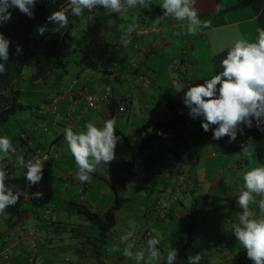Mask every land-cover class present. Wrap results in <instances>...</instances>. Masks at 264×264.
Listing matches in <instances>:
<instances>
[{
  "label": "crops",
  "instance_id": "1",
  "mask_svg": "<svg viewBox=\"0 0 264 264\" xmlns=\"http://www.w3.org/2000/svg\"><path fill=\"white\" fill-rule=\"evenodd\" d=\"M239 8L248 12V19L230 22L217 19V15L222 13L214 16L208 15L201 18L209 21L208 27L202 30L209 29L214 34V31L229 27L247 28L248 25H256V27L260 25L258 15L249 0H242L232 6V10ZM133 10H129L125 18L110 13L113 19L111 24H100L90 31L97 40L104 43L103 48L100 46L95 51L102 53L101 58L107 62L106 65L87 62L89 66L79 72L72 71V81L77 80V87L72 94H65L60 106L58 121L54 122L47 132L37 125L30 127L31 133L36 135V146L42 143L45 151L51 150L56 154L58 166L48 168L43 173L40 184L44 195L40 203L25 202L21 196L15 206L7 207L5 214H0V218H4L11 212L20 216L16 226H13L14 221L11 219L7 221V229L3 228L4 219H0V235L8 241L7 250L4 252H8L11 257L10 261H5L4 252L1 253L0 264H33L30 262L31 259L35 260L34 264H137L134 258L129 259L123 255V248L126 245L120 242V237L132 230L131 221L133 219L142 220L144 231L142 235L134 236L136 246L133 251L143 250L145 261L147 260L146 242L151 233V228H148L150 222V226L161 222L164 226L169 222L178 224L185 222L186 224H183L180 229V236L167 238L159 229L162 235L161 244L158 246L160 259L153 264H165L164 257L169 247L177 249L178 254L184 251L182 258L176 264H187L189 255L197 253L203 256L200 264H253V261L247 258L246 250L242 248L232 233L233 224L238 223L239 220H230L228 216L231 210L239 214L242 212L237 204V197L244 189V182L242 186L240 184L238 188H234L228 187L226 180L222 182L221 178L214 177L209 182L208 190L195 192L201 190L200 170H195L193 184H186L185 178L181 175L188 170L187 165L195 167L193 160L198 154V162L203 158L207 162L215 158L212 153H208L205 157L204 153L194 144L184 160L185 158L177 153L175 147L176 142L187 143L181 134V130L187 129L180 128L179 123L186 125L188 115L181 118L178 114L180 111L178 105L181 103L174 100L173 77L179 74L172 67V62L178 60L180 56V61L188 64L189 71L192 68L201 70V62L197 57L188 58L191 51L196 50L193 35L187 34L186 30L184 32L179 30L180 27L186 28L187 22L179 24L171 17L175 23L167 21L164 25L163 21L160 25L154 26L153 22L151 23L144 17V8H141V13L137 16L139 27L155 28L157 32L138 38L134 35L135 31L127 48L124 49L120 46L119 26L121 24L127 26L133 16L131 14ZM162 14L163 10L156 7L152 20ZM214 36L217 37L215 38L216 47L222 48V40L218 35L214 34ZM199 37L204 41V34H199ZM199 76H202L201 71ZM71 82H64L60 91L66 92ZM187 82L188 85H195L204 83V80L199 79L196 82L194 79H187ZM106 85L112 87L110 102H113L116 107L114 110V118L117 121L116 135L123 138V142H118L115 148L116 158L112 162L98 168L92 175L90 183H81L76 178L77 167L68 150L64 132L68 127H71L74 132L85 131L84 125L88 121L102 127L99 124L102 118L104 121L111 119V103L100 104L98 110H91L84 100L79 101L81 92L85 90L101 96L104 94L103 88ZM187 90L188 86H185L183 93L185 94ZM41 91L46 90L41 88ZM47 92L50 100L59 91L49 90ZM46 108L42 107V110H47ZM38 113L40 114V111ZM158 124L166 126L168 130V137L158 142L160 145L157 146L161 151L159 153L148 151L138 155L136 152L140 150L146 134L152 132ZM61 126H64L63 130ZM171 132L175 134L176 142L170 141ZM195 132L193 131L192 134L203 135L207 146L211 144L208 141L210 135L207 132L203 129ZM169 141V145L163 147V142ZM223 149V157L232 160L229 162V167L242 170L246 158L241 148L225 149L224 147ZM8 155L10 157L4 158L1 168H6L7 175H14V180L10 185L13 187V183L17 182L20 177L22 178L19 172L22 170L24 174L26 169L18 165L17 158L22 154L9 152ZM236 155H239L241 159V162L236 164L237 166L233 164ZM175 158L181 159L182 163L174 164L173 159ZM139 163L141 166L138 165ZM158 165L165 168L168 174L166 176L170 179L168 184L158 183L162 178V170H159V175L156 173L150 175L148 168ZM141 183L144 184L141 185ZM149 187L157 189L158 192L148 199L150 204L141 203L145 205L144 208L134 213L136 208L133 209V206L136 204L133 198H125L124 194L131 189L137 191L138 197L143 198L142 193L146 191L148 194ZM27 188H29L28 185L23 191ZM254 197L258 199L254 203L256 208L253 209L250 204V210L258 216L261 197L256 194ZM117 198L123 200V206L117 211V223L105 236L98 235L97 224H91L71 209L73 202L78 201L103 217L115 207ZM191 200L193 203L190 205ZM131 202L133 203L129 206ZM230 204L234 207L228 211ZM203 207L208 208L209 211ZM211 212L216 214L215 218L219 223L218 226L209 228L206 232L204 228L208 227L207 223L211 221ZM149 213L152 216L151 219L148 218ZM46 215H50L53 219L52 231L43 219ZM135 230H137L136 226ZM196 231L203 237H196ZM67 239L71 241V244L65 245ZM12 250L16 252L10 253ZM145 261H141L140 264H145Z\"/></svg>",
  "mask_w": 264,
  "mask_h": 264
},
{
  "label": "clouds",
  "instance_id": "2",
  "mask_svg": "<svg viewBox=\"0 0 264 264\" xmlns=\"http://www.w3.org/2000/svg\"><path fill=\"white\" fill-rule=\"evenodd\" d=\"M37 3L38 0H0V28L11 20L10 9L13 8L34 19L33 9ZM150 4L151 0H67L65 6L47 17V21L55 24L58 32L60 29H67L71 16L80 18L87 27L85 11L91 14L94 9L102 8L125 18L129 10L149 7ZM160 7L163 14L153 20L154 26L172 17L177 21L187 22V34L197 35L209 25V21L199 17L194 8V0H162ZM119 27L120 43L127 45L139 27L138 17L131 16L126 27L124 24ZM47 31L46 25L38 28L41 36ZM256 31L258 37L255 42L245 39L235 41L221 61L222 71L211 79H205L202 84H190L182 98L183 104L189 110L188 115L193 119L202 117L201 127L205 132L212 129L213 140L227 136L228 142L232 143L236 141L238 132L243 134L244 127H253V121L257 129L264 132V28H257ZM10 44L11 41L0 31V61H3L0 62V75L6 73L5 64L9 60ZM15 54H22L20 45L16 46ZM4 94H7L6 91ZM116 123L113 117L105 120L102 127L88 121L84 125L85 131L74 132L71 127L65 129L64 137L74 158L77 167L75 175L79 182L90 183L98 168L116 158L115 148L120 139L116 135ZM9 152H16L12 140L8 136H0V154L7 155ZM248 157L251 162L252 154L249 153ZM17 159L18 165L26 169L24 176L29 187L42 180L43 163L40 159L25 160L23 156ZM6 177V168H0V214H5L7 207L15 206L21 196H28L22 189L14 190V187L6 186ZM243 181L244 189L237 197V204L242 212L238 217L239 222L232 226V233L253 264H264V166L251 167L244 172ZM254 194L261 197L258 216L250 210V204L256 202ZM43 195V192L38 191L32 197L42 199ZM131 229L120 237V242L126 245L123 255L129 259L134 258L140 264L145 261V252L133 251L136 246L134 224ZM149 236L145 264H153L160 259L158 246L161 244L162 235L153 228ZM177 255L178 250L169 247L164 257L165 264H174ZM202 259L200 253L189 255L187 264H200Z\"/></svg>",
  "mask_w": 264,
  "mask_h": 264
},
{
  "label": "trees",
  "instance_id": "3",
  "mask_svg": "<svg viewBox=\"0 0 264 264\" xmlns=\"http://www.w3.org/2000/svg\"><path fill=\"white\" fill-rule=\"evenodd\" d=\"M249 2L258 15L260 27L264 28V0H249ZM66 4L67 0H38L36 7L33 9L34 19L21 13L18 9H10L12 13L11 20L0 28L4 36L11 41L9 60L5 64L6 73L0 75V136H8L15 146L17 154H22L21 156H24L26 160L33 153L37 151L44 153L45 150L42 143L36 146V135H33L30 129L26 127L25 121H20V115L30 112V125L40 126L47 132L49 127L51 128L53 123L58 121L60 106L64 101L60 100L59 111L54 112L53 100L55 97H64L65 92L60 91L62 87L54 88L52 84H48L47 87L46 84L52 77L61 76L71 68H73V71L79 72L89 66L87 62L90 63L85 50L76 48L75 41L77 38L73 34L74 31L79 29L91 31L93 28H90L89 23L85 27L80 18L71 16L69 17L67 29H60L57 32L55 30L56 25L47 21V17L52 12L60 10ZM102 10L104 9H94L91 14H96ZM85 14L89 13L85 11ZM97 20L99 23V19ZM44 25L47 26L48 31L41 36L38 33V28ZM17 45L22 48L21 55L15 54ZM229 49L224 50L215 57L216 74L222 71L221 61L226 57ZM27 67L30 68V75L26 78ZM41 88L46 91L42 92ZM49 90L59 92L49 100V93L47 92ZM5 91L7 94H4ZM110 101L100 104H109ZM42 107L44 109L47 107V110H42ZM110 107L112 109L111 118H113L115 116L114 110H116L115 104L112 102ZM38 111H40V114ZM188 111L185 106L178 114L183 118L188 115ZM244 130L248 144L253 147L257 160L264 166V132L257 129L255 121H253L252 128L244 127ZM167 131L166 126L158 124L152 132L146 134L140 150L136 153L141 155L144 152L151 151L155 142L163 141L168 137ZM57 166L58 157L56 165L49 168ZM122 206L123 200L117 198L115 207L103 217L98 212H94L92 208L80 204L78 201L73 202L71 209L91 224H97L98 235L105 236L117 223V211ZM4 238L3 235H0V254L6 250L8 245V241ZM183 254L184 251H181L177 255L174 264L182 258Z\"/></svg>",
  "mask_w": 264,
  "mask_h": 264
},
{
  "label": "rangeland",
  "instance_id": "4",
  "mask_svg": "<svg viewBox=\"0 0 264 264\" xmlns=\"http://www.w3.org/2000/svg\"><path fill=\"white\" fill-rule=\"evenodd\" d=\"M240 2H242V0H194V8L196 9L200 18L206 17L208 15L214 16V15H217V13H222L221 15H217L218 20L224 19V20H227L230 22H236V21L248 19V12L242 10V8L232 10V6L237 4V3H240ZM161 3H162V0H151L150 6L144 8L143 15H145L144 17L146 19H148L151 23L153 22L152 17L154 14V9L156 7H160ZM140 9L141 8L137 7L136 9H134L131 12V14L135 15V16H139L141 13ZM85 18H87V23H89L90 28H94V29L96 27L100 26V24H103V25H106L109 23L111 24L112 20H113L112 17L110 16V12L106 9L99 11L96 14H85ZM97 19H99V23H98ZM167 21H172L173 23H175V21L171 17H169L166 20H164V25L167 24ZM177 23L180 24L182 22L177 21ZM87 26H88V24H87ZM246 27L247 28L229 27L228 29H220V30L214 31V34L218 35L220 40H222V48L216 47L215 38H217V37H215L214 34L212 33L213 31H211L209 29L199 31L197 35H193V38H194L193 40L196 42V46H195L196 50L191 51V54L188 55V58H190L192 56L197 57L201 62V70L192 68L190 71L188 70L189 74H187L186 77L180 76V75H174V77H173V80H174L173 86L175 87V89L173 91L174 100L177 102L179 101L181 103L180 105H178V108L180 110L185 107V105L183 104L182 98L184 96L183 88L185 86H189L187 79H194L196 82H198L199 79H202V80L211 79L212 76H214L216 74L214 59L219 53L223 52L224 50H226L228 48H231L233 46V44L235 43V41H237L239 39H245L249 42H255L256 41V39L258 37V33L256 30H257V28H261L260 25L257 27H256V25H253V26L248 25ZM87 30L88 29H79V30H76L73 32L74 37L76 36V38H77L75 41L76 48L84 49L85 52L89 56L90 62L100 63L103 65H106L107 62L101 58L102 53L95 51V49L99 48L100 46H102V48H103L104 43L100 42V40H97L95 38V36L90 31H87ZM179 30L184 32L186 30V28L180 27ZM199 34L200 35L204 34V37H205L204 41L201 39V37H199ZM210 39H211V42H210ZM180 59L181 58L179 56V58H178L179 62H180ZM90 64H92V63H90ZM72 71H73V68L69 69L67 72L63 73L61 76L52 77L48 81V83L46 84L47 87L49 86L48 84H52V85H54L53 86L54 88L55 87L59 88V87L63 86L64 82L70 83L72 81V75H73ZM200 71L202 72V76H199ZM29 75H30V68L27 67L26 78ZM29 117H30V112L21 114L20 115V121H25L26 127H28L30 129V127H31L30 123L31 122L29 120ZM186 118H187L186 125L183 124L182 122H180L179 126H180V128L183 127L184 129H187V130H181V134L183 135L184 139L187 140V143H177L175 141L176 140L175 134L173 132L170 133V136H171L170 141L172 143L174 141L176 142L175 147H176L177 153L180 154L182 156V158H185L184 160H186V157H188V155L190 153L191 147L195 144V145H197L198 149H200L204 153L205 157L208 156V153H212V155L214 154V157H215V158H212L211 160H208V162L202 157L203 159H201L199 162L195 163V167L187 165L186 168H188V170L186 171V173L181 174L183 176V178H185L184 181L186 184H193L192 179H193L194 173L196 172L195 170H197V169L200 170V173L202 175V179L200 181L201 184H199L201 186V190L195 191V192H205L206 190H208L209 189V182L214 177L221 178L222 182H223V180H226L227 181L226 185L228 187L231 186L234 188H238L240 186V184L242 186V184H243L242 182H244L243 181L244 172L250 170L251 167L263 166L257 160V157H256V154H255L253 147L248 144L246 137H245V130L243 131V134H239V132H238L236 141L229 143L228 142L229 137H227V136L222 137L220 140H213L212 139L213 133H212V129L210 128V130L207 132V134L210 135L208 141H210L211 144H209L207 146V141L203 137V135L192 134L193 131L194 132L198 131V130L202 131V129H203L201 127L202 117L193 119L188 115ZM103 122H104V118H102V120L99 122V124H101L103 126ZM214 127L215 126H212V128H214ZM63 129H64V126H61V130H63ZM119 141L123 142V138H120ZM170 141L169 142H163V147L168 146ZM217 143H220V144H217ZM157 145H160V144H158V142H155L154 148L149 153H154V152L159 153V151H161V149H159V147ZM64 146H66V145H64ZM224 147H225V149H227V148L234 149L235 147L241 148V150L244 154V157L246 158V161L243 165L242 170H234L233 168L229 167V164H230L229 162H231L232 160L226 159L223 157V155H224L223 154V151H224L223 148ZM163 150L166 151L165 149H163ZM249 153L252 154L251 162L249 161V157H248ZM0 156H2V158H0V168H1V167H3L2 165H3L4 158L10 157V156L8 154L7 155L0 154ZM173 163L176 165L178 163L181 164L182 160L181 159L178 160L175 158V159H173ZM233 164L236 165L238 163H237V161H235L233 159ZM138 165L141 166L140 163ZM159 170H162V174H161L162 178L160 179V181L158 183L159 184H168L170 179H168V177L166 176L168 174H166L164 167H161V165H158V166H152V167L148 168L150 175L152 173L153 174L156 173L157 175H159ZM19 174L22 176V178L20 177L17 180V182L13 183L14 190L16 188L23 190L24 187L26 185H28L27 181L25 179V176L22 173V170L19 172ZM138 177L139 176L137 175V178ZM13 180H14V175H12V174L7 175L6 180H5L6 186H10L12 184ZM142 184H144V183H141V185ZM151 186H152V184H151ZM149 188L150 189L148 190V192H149L148 194L146 193V191L142 193L143 198L138 197L136 195L137 191H134L131 189H128V191H126L127 193L124 194L125 198L126 197L133 198L132 200L134 201V204H136V206H133V209L136 208V210H134V213H138L139 210L144 208L143 206H145V205H143L141 203L150 204V201L148 199H151L152 194L154 195L158 192V190L155 188H152V187H149ZM190 199H192V197H190ZM255 201H258V199H255ZM132 203L133 202H131V204H128V205L130 206V205H132ZM191 203H193V200H191L190 205H191ZM233 207L234 206H232L230 204L228 211L233 209ZM257 207H258V203H257ZM252 208L253 209L256 208L254 203L252 204ZM203 209H207V211H209L208 208L203 207ZM210 214H211L210 215L211 221L207 223L208 227L204 228V230L206 232L209 228L212 229V228L218 226V223H219L218 219L215 218L216 214L212 213V212ZM228 216L230 217V220L231 219L237 220L239 217V212H234L231 210L230 213H228ZM228 216H226L227 219H228ZM151 217L152 216L149 213L148 218L151 219ZM19 218H20L19 214L11 212V214L8 213L4 218H0V219H4L5 223H3V228L7 229V221H9L11 219L12 221H14L13 226H16V222L19 220ZM141 221L135 220V219H133L131 221V224L132 225L134 224L137 227V230H135V236H139V235H142L144 233ZM150 224H151V222L149 223V226H148V228H151L150 230L155 228L159 231V229H160V231H162V233H164L165 236H167V238H168L170 236L172 237L175 235L180 236L181 235L180 229L183 226V224H186V223L182 222L181 224H178L177 222H174V223L169 222L168 225H166V226L163 225V222H161L157 225H154V226L153 225L150 226ZM195 236L198 238L203 237V235L201 233H199L198 231L195 232ZM69 244H71V241L69 239H67L65 245H69ZM197 246H198V244H197ZM6 250H7V248H6ZM13 252H16V251L12 250L10 253H13ZM0 260H1V257H0Z\"/></svg>",
  "mask_w": 264,
  "mask_h": 264
},
{
  "label": "built area",
  "instance_id": "5",
  "mask_svg": "<svg viewBox=\"0 0 264 264\" xmlns=\"http://www.w3.org/2000/svg\"><path fill=\"white\" fill-rule=\"evenodd\" d=\"M155 32H157V30L155 28L140 26L136 30L134 35L138 38H143V37H145L151 33H155ZM120 46L124 49L127 48V45L121 44ZM172 67L180 76L186 75V73L188 71V64L181 62V61L179 62L178 60H174L172 62ZM76 82H77V80H73V82L71 83V86L65 92V94H72L73 90L76 87ZM103 91H104V94L99 96V95L89 93L87 90H85L83 93L81 92L80 100H84L86 102V105L88 108L97 110L99 108L100 103L109 101L112 97V87L110 85L104 86ZM64 97L59 96V97L54 98V100H53V111L54 112L59 111V102H60V100H63ZM198 157H199V154L196 156V158H194V160H193L194 163L198 162ZM34 158H38L41 160V162L43 163V173H44L47 170V168L54 167L56 165L57 155L52 153L51 150H46V151H44V153L37 151L36 153H33L27 160L34 159ZM234 160L237 161V163L241 162L239 155L235 156ZM38 191L42 192V186H41L40 182H38L34 187H29V188L25 189L24 192L27 193L28 196L27 197L22 196V199L25 202L34 201V202L40 203L39 198H33L32 197V194L35 192H38ZM43 219L45 220V222H47V224L49 226V230L52 231L53 230V222H52L53 219H52V217L50 215H46V216H44ZM3 258L5 261H9L11 259L10 254L8 252L3 253ZM30 262L34 264L35 260L31 259Z\"/></svg>",
  "mask_w": 264,
  "mask_h": 264
}]
</instances>
